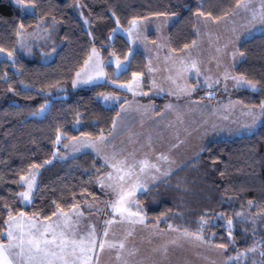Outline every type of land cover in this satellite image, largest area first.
Segmentation results:
<instances>
[{"label": "trees", "instance_id": "trees-1", "mask_svg": "<svg viewBox=\"0 0 264 264\" xmlns=\"http://www.w3.org/2000/svg\"><path fill=\"white\" fill-rule=\"evenodd\" d=\"M19 1L0 0V49L14 56L0 61V242L6 241L10 215L48 220L100 196L99 180L108 172V164L89 151L67 158L61 154L73 139H95L112 132L126 99L107 107L100 94L128 97L116 83L128 84L134 74L142 76L144 91L149 90L147 57L141 51L133 52L126 70L115 75L110 59L124 60L132 50L123 34L114 33L117 28L126 29L134 20L175 15L168 43L173 52H181L196 39L197 15L219 20L242 2ZM24 37L28 42H22ZM92 48L108 63L113 83L74 89V77ZM239 52L242 59L234 72L255 84L256 90L239 88L234 96L245 106H260L264 103V33L242 42ZM195 91L196 98L209 93L202 85ZM63 95L67 97L60 98ZM141 99L157 104V112L167 101L166 97ZM42 107L45 111L39 115ZM33 171L37 185L31 201L25 203L21 177ZM133 209L144 215L147 224L201 234L213 246L223 245L227 264H252L250 256L242 260L236 255L264 239V117L251 135L210 143L190 163L139 194ZM260 249L264 261V242Z\"/></svg>", "mask_w": 264, "mask_h": 264}, {"label": "crops", "instance_id": "crops-1", "mask_svg": "<svg viewBox=\"0 0 264 264\" xmlns=\"http://www.w3.org/2000/svg\"><path fill=\"white\" fill-rule=\"evenodd\" d=\"M229 33H231V38L228 40L226 46L239 51L241 44L232 40L233 37H236L234 35L239 33V31H235L234 33L229 31ZM151 39L153 40V44H155L154 47L157 48L155 36L153 35ZM206 50L203 40L198 42V38L196 37L195 42L181 52H173L170 48L164 50L163 53L157 50L158 59L161 56L163 58L166 56L167 60H157L153 65L144 53L147 57L148 92L152 91V80L167 85L168 83H173L174 79L178 80L181 77L184 83L191 81L190 84L193 85L192 80L194 78L191 79V74L189 73L195 67L193 65H197L196 62L199 59L197 57L205 60L207 56H210L208 50V55L206 56ZM211 61L208 60L207 62L210 63ZM149 67L150 71H148ZM160 79L162 80L160 81ZM168 89L175 90L176 88L168 87ZM164 97L168 98V96ZM194 98L197 99L196 95H194ZM136 101L141 106H151L150 110L154 113L153 120L162 118L164 110L161 113H157L154 105H150L153 104V101L141 98ZM126 104H123L122 107H125ZM171 104L175 103L167 102L165 106L169 108ZM142 110H144V107L141 110L138 109L139 112ZM200 112L205 116L203 111ZM194 118L195 115L189 118V120H185L177 117L175 114L173 117H164L162 120L159 119L157 121L159 124L167 125L173 134L181 133L178 138H175L173 145L172 143L171 145L169 144V147L175 150L168 152L167 159H161V157H166L163 152L165 146L161 141L150 142L146 140L147 136L145 134L150 126L141 123L133 131L134 125H127V128L123 129L122 133L120 132L121 134L119 133L115 136V127L118 125L115 122L112 132L103 136L104 139L99 146V150L97 152L92 151L109 166L108 172L99 180L100 192L108 200L95 205L76 206L68 211L58 212L48 220H40L23 214L11 216V221L9 217L5 231L6 241L0 242V245L7 247L9 243L18 244L20 237H23L25 241L24 253L19 256L9 257L12 260V264H83V261L79 258V246L82 238L85 241L82 246L92 248V251L88 253L91 256L88 264H211L212 259H210V262H207L205 259L198 261L199 254L195 250L198 246L206 252L207 246H213L204 236L202 240H198L192 237L191 234L199 236L201 234L176 228L162 229L157 225L147 224L144 215L133 209V205L139 194L174 172L171 165H178L177 163L188 164L198 156H195L193 151L199 142L204 140V132L201 130V126L205 120L197 123ZM119 127L122 126L119 125ZM158 129L159 126L151 128L152 131H158ZM106 138L111 140H107ZM143 138L144 140H142ZM96 140H100V137L96 138ZM149 149H152L151 156H149ZM160 149H162V152H159ZM174 151H176L175 156L172 155ZM143 161H147L149 166L145 167L143 172H141L139 170L141 167L140 162ZM127 165L136 166L135 175L130 180L125 176V181L122 182L119 177L124 175V172L117 169L122 166L126 167ZM152 165H155V167H152ZM110 184L112 187H109ZM121 184H123L124 192L129 191L132 186H137L134 195L128 197V203L125 205L127 210L123 213L116 212L113 209V204L118 199ZM23 200L25 203L30 202L24 198ZM66 217L67 227L55 229L57 244L60 243L61 239L69 241L64 251H61L55 245H49V252H55V256L49 254L45 257L43 253L33 255L28 252L27 240L29 239V233L34 231L32 228L33 224L38 223L43 226L60 224L63 226ZM141 219L143 223L139 222ZM9 230L13 232V236L15 237L11 241H9L7 236ZM61 232L64 233L63 237L60 236ZM105 232H107V235H105ZM90 233L94 234L90 235ZM157 235L160 236L159 239L154 240L151 238V236ZM47 238L51 239V233H49ZM93 240L95 241V246L91 243ZM151 240L158 243L154 242L150 246ZM71 241H75L76 244L73 245ZM101 243L104 244L103 249L99 247ZM120 244H123L124 247L120 248ZM109 245H112V247H109ZM73 247H76L75 254H72ZM14 251L19 252L20 249L16 248Z\"/></svg>", "mask_w": 264, "mask_h": 264}, {"label": "rangeland", "instance_id": "rangeland-1", "mask_svg": "<svg viewBox=\"0 0 264 264\" xmlns=\"http://www.w3.org/2000/svg\"><path fill=\"white\" fill-rule=\"evenodd\" d=\"M19 2V0H14L15 4H19ZM243 3L246 4L247 7H236L232 14L219 20H214L203 15H197L196 37L198 38V42L203 40V43L206 45V49L209 51L210 56H207L208 52L206 50L207 57L205 60H201L200 57H197L199 58L196 62L197 65H194L195 67L192 68L189 73L191 74V79L194 78L195 85H191V81L184 83L181 80V77H179L178 80L174 79L173 83H168L167 85L152 80V91L146 93L143 87L142 76L136 75L137 78L135 80L132 79V81L128 84L116 83L117 87L129 93L128 97L111 92L102 93L98 96L102 104L107 107L118 106L123 99H126V106L121 107V111L116 118L117 120H115V122L118 124L115 127V136L118 135L123 129H126L127 125H134V131L141 123L147 124L150 127L145 134V136H147L146 140L150 142L161 141L165 146L163 152L168 158V152L170 150H175L171 149L169 144L171 145L172 143L173 145L175 138H178L181 133L173 134L172 131L170 132V128L167 125L157 123L159 119L162 120L164 117L170 118L176 114L177 117L189 120V118H192V116L195 115L194 119L197 123L205 120L201 126V130L204 132V140L199 142L197 147H195L193 151L195 156H199L212 142L224 139L231 140L240 136L251 135L256 132L262 123L264 115H260L254 120L252 114L259 113L260 106H245L234 96L235 91L239 88H248L253 91H255L256 88L253 89L247 84L237 85L236 79L233 78L241 77L237 76L234 70L236 65L239 63L238 61L242 59V54L238 50H234V48L226 46L228 40L231 38V33H229V31L232 33L239 31V33L234 35L236 37H233L232 40L233 42H239L240 44L245 40L252 38L255 34L264 33V22H261V17L264 16V0H243ZM175 20V15L153 17L142 20H134L136 21L135 28H133L132 23L126 29L117 28L114 33L123 34L130 42L132 50L124 60L117 57H112L110 59L109 63L114 66L115 75H118L123 71L121 70L118 72L116 62L119 61L124 64L126 69L129 63V58L135 51H141L145 53L152 65L155 64L157 60H167L166 56L164 58L161 56L158 59L157 50L163 53L164 50L170 48L168 43V30ZM113 34L111 38L113 37ZM152 34L155 36L157 48L154 47L155 44H153V40L151 39L153 36ZM22 40V42H28V38L24 37ZM93 50L96 52L95 56H93ZM1 60H14V56L13 54L9 56L8 52L2 51L0 52V61ZM208 60L212 61L209 63L207 62ZM107 64L108 63L103 60L100 51L96 48H92L88 60L86 61L85 65L80 70H78V72L81 73L80 79H87L89 76L93 77L94 79L88 84L78 83L73 88L79 89L83 87H90L103 82L113 83L110 80V76L108 75L106 69ZM97 65L100 66L99 69L97 68ZM150 70L151 69L149 67L148 71ZM164 70L167 71L166 68H164ZM98 71L103 73L102 77L100 78H96ZM76 79L77 76L75 75L74 80ZM161 80L162 79H160V81ZM199 85L207 88L209 93L213 94L214 97L208 96L201 97V99H195V88H198ZM166 86L174 87L176 89L171 90ZM129 88L131 90H129ZM142 96H155L158 98L168 96L166 103L168 102L175 104H171L169 108L164 106V114L162 118L153 120L154 113L152 110H150L151 106H141L138 104V101H136ZM105 97H108V99H105ZM152 103L153 104L150 105H154L156 108L157 104L154 102ZM143 107L144 110L139 112L138 109L141 110ZM44 111L45 109L40 111L39 115H42ZM200 111H203L205 116H203ZM119 125L122 127H119ZM153 126L154 128L159 126L158 131H152L151 128ZM133 133L136 134L135 132ZM144 138L142 140H144ZM106 139L108 140L109 138ZM85 140L92 142L94 146L82 145L81 141ZM101 143L102 142L100 140H96V138L93 139L83 136L78 137L65 145V152L63 155L61 154V158L76 156L80 153L88 151L97 152ZM151 151L152 149H149V156L152 154ZM159 152H162V149H160ZM58 153V149L56 148L55 154L58 155ZM175 154L176 151L172 153L173 156H175ZM177 164L178 165H171L173 171L177 170L181 166H184L185 163ZM33 174L35 175V182L33 184L28 201H31L32 193L36 188L38 175L37 172L33 171L25 177L30 179ZM24 184L25 191H28L27 184ZM107 200V197L100 194V196L91 200H87L81 205H95L97 203L106 202ZM191 235L192 237H195V239L197 236L199 237L198 240L203 239L202 235ZM151 238L155 240L159 239L160 236H151ZM154 242L156 241L151 240L150 246H152ZM263 242L264 239L255 242L248 248L242 249L236 255V258H241L243 260L250 256L252 258V264H264V261L261 260L262 251L260 249V245ZM195 250L199 254L198 261L205 259L207 262H210V259H212L211 264H227L228 262V258L225 255V250L221 247L207 246L206 252H204L203 248L197 246Z\"/></svg>", "mask_w": 264, "mask_h": 264}, {"label": "snow or ice", "instance_id": "snow-or-ice-1", "mask_svg": "<svg viewBox=\"0 0 264 264\" xmlns=\"http://www.w3.org/2000/svg\"><path fill=\"white\" fill-rule=\"evenodd\" d=\"M237 7H247L246 4L243 3V0L241 3L237 4ZM261 22H264V16L261 17ZM132 26L133 28L136 27V21H132ZM23 28V25H21V29ZM3 49H0V52H2ZM96 55L95 50H93V56ZM9 56H11V53H9ZM117 70L118 72L121 70H126L124 64H122L121 62L117 61ZM99 65H97V68L99 69ZM194 67V65H193ZM103 73L101 71L97 72V76L96 78H100L102 77ZM77 79L73 81V87H75L78 83H83V84H88L91 83L93 81V77L89 76L87 79H80L81 77V73H77L76 74ZM137 77L134 74L133 75V79L135 80ZM236 79V83L237 85H241V84H247L249 87L255 89L256 85L252 84L249 81L244 80L242 77L241 78H233ZM129 90H131L129 88ZM105 99H108V97H105ZM43 107L41 108V111H43ZM253 119L255 120L258 116L260 115H264V103H262L260 105V112L259 113H253ZM61 137L58 135L56 138L57 143L60 142ZM104 139L103 136L100 137V141L102 142ZM81 144L84 146H94V144L90 141H81ZM161 159H167V157H161ZM141 167H140V171L143 172L145 167H148V163L147 161H143L140 162ZM33 167H39L37 165H33ZM152 167H155V165H152ZM135 165H127L126 167H120L117 170L118 171H123L124 175H121L119 177L120 181L124 182L125 181V176H127L129 178V180L135 175ZM21 181L27 184V188L28 191L22 192L20 193V195L25 199L28 200L33 184L35 182V175L33 174L31 176V178H25V177H21ZM109 187H112V185L110 184ZM137 190V186H132L131 189L127 192L123 191V184H121L120 187V191L118 192V199L117 201L113 204V209L116 212H120L123 213L127 210V208L125 207V205L128 203V197H131L132 195H134L135 191ZM11 215H10V221H11ZM140 223H143V220L141 219L139 221ZM231 223V221H229V224ZM60 227H67V217L65 218V224L62 226L60 224H56V225H52L49 224L47 226H43L40 224H33L32 228L34 231L29 233V239L27 240V245H28V252L33 254V255H38L43 253V255L45 257H47L49 254H51L52 256H55L56 253L55 252H49V245H55L56 247H59L61 249V251H64V249L67 247L69 241L65 240V239H61L60 243L57 244V233L55 231L56 228H60ZM49 233H51V239H48V235ZM94 233H90V235H92ZM64 233L61 232L60 236L63 237ZM105 235H107V232H105ZM8 239L9 241L15 239V237L13 236V232L11 230L8 231L7 233ZM197 239H199V237H196ZM71 243L73 245L76 244L75 241H71ZM85 243L84 239L82 238L80 241V246H79V252H80V259L83 261V264H88V261L91 260V256L88 255L89 252L92 251V248H85L82 245ZM92 245L95 246V241L93 240ZM24 244L25 241L23 239V237H20V241L18 244H11L9 243V245H7V247H4L3 245H0V264H12V260L9 259V257H15V256H19L22 255L25 251L24 248ZM99 247L101 249H103L104 244L101 243L99 245ZM109 247H112V245H109ZM120 248H123L124 245L120 244L119 245ZM220 247H223V245H220ZM19 248L20 251L16 252L14 251V249ZM76 253V247H73L72 249V254Z\"/></svg>", "mask_w": 264, "mask_h": 264}, {"label": "water", "instance_id": "water-1", "mask_svg": "<svg viewBox=\"0 0 264 264\" xmlns=\"http://www.w3.org/2000/svg\"><path fill=\"white\" fill-rule=\"evenodd\" d=\"M214 97V95L213 94H210V93H207L206 94V97ZM67 96L66 95H63V96H61L60 98H66Z\"/></svg>", "mask_w": 264, "mask_h": 264}]
</instances>
